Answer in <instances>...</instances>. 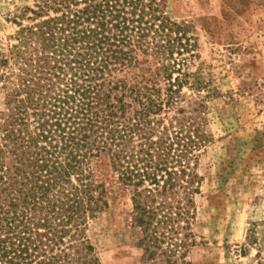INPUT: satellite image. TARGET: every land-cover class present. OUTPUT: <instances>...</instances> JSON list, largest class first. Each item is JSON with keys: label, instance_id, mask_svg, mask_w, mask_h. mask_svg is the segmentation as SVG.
I'll list each match as a JSON object with an SVG mask.
<instances>
[{"label": "trees", "instance_id": "16d2710c", "mask_svg": "<svg viewBox=\"0 0 264 264\" xmlns=\"http://www.w3.org/2000/svg\"><path fill=\"white\" fill-rule=\"evenodd\" d=\"M52 4L59 14L22 30L25 47L39 42L38 73L9 65L20 43L0 57L4 84L17 76L0 115V264H100L81 223L107 204L92 169L102 153L131 190L148 257L185 263L211 140L209 106L183 93L202 85L175 57L191 47L185 29L158 0H45L35 12Z\"/></svg>", "mask_w": 264, "mask_h": 264}, {"label": "rangeland", "instance_id": "374dc122", "mask_svg": "<svg viewBox=\"0 0 264 264\" xmlns=\"http://www.w3.org/2000/svg\"><path fill=\"white\" fill-rule=\"evenodd\" d=\"M158 2L160 11L185 29L183 41L191 43L175 57L184 59L182 69L191 81H202L198 89L186 83L183 93L200 96L209 106L211 140L202 152L194 193L196 241L181 264H264V0ZM44 3L0 0V57L20 43V54L10 57L9 65L17 72L29 61L28 78L38 73L42 51L35 40L25 47L22 30L61 12L52 4L36 13ZM15 85L16 73L6 85L0 79V115L10 112L7 101ZM92 169L107 204L86 217L81 231L100 264H165L163 256L145 253L131 190L109 154L94 157Z\"/></svg>", "mask_w": 264, "mask_h": 264}]
</instances>
